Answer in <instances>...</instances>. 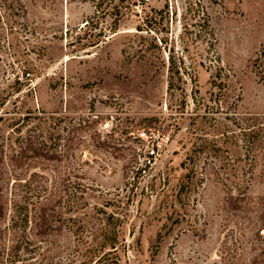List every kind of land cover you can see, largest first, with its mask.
Returning a JSON list of instances; mask_svg holds the SVG:
<instances>
[{
	"label": "rangeland",
	"instance_id": "374dc122",
	"mask_svg": "<svg viewBox=\"0 0 264 264\" xmlns=\"http://www.w3.org/2000/svg\"><path fill=\"white\" fill-rule=\"evenodd\" d=\"M17 1L11 15L0 0V142L31 116L23 136L52 117L59 143L13 168L22 184L3 176L0 264H98L103 238L118 249L100 264H264V143L248 151L231 116L264 118V0L210 7L214 51L199 45L195 83L181 67L172 91L164 47L181 50L184 0ZM165 4L176 15L145 27Z\"/></svg>",
	"mask_w": 264,
	"mask_h": 264
},
{
	"label": "trees",
	"instance_id": "16d2710c",
	"mask_svg": "<svg viewBox=\"0 0 264 264\" xmlns=\"http://www.w3.org/2000/svg\"><path fill=\"white\" fill-rule=\"evenodd\" d=\"M220 0H184V11L183 15H181V20L183 21L181 29V35L178 36V41L180 43V49L175 51L174 49L168 48L166 45L164 50L167 54V69L169 73V81H168V90L172 91L174 88V77H177L179 81L182 80L181 74L179 72L180 68L183 69V74H187L191 83H195L194 76V67L196 65H201V63H196V59L194 57L195 50L199 45H204L206 50L214 51V46L217 42L215 32L213 27L211 26V19L209 8L218 5ZM5 1L4 3H6ZM16 4L20 5V7H16L10 2L7 5V9L4 7L5 11H8L9 14L16 15L20 11H22L21 4L16 0ZM143 4V1H142ZM175 16V12L168 11V4L158 11H153L152 14L145 16V27L150 28L153 26H158L165 18L171 19L172 16ZM156 17H159L157 21ZM118 21H115L113 28L111 29L115 33L117 28ZM147 34H157L154 30L148 29L145 31ZM167 40L162 38L153 39L149 47H147V51L151 49H159V45L166 44ZM205 50V51H206ZM207 52V53H208ZM200 55V54H199ZM197 56V55H195ZM201 56V55H200ZM207 58V57H206ZM186 62H189L186 64ZM221 70V69H220ZM220 85H222L220 83ZM234 117L235 124L239 127L242 132L243 142L247 145V150L251 151L254 148L255 142L264 143V118L258 116H250L247 114L239 115L232 114ZM31 116H24L22 119H17V121H13L10 126H16L17 128L10 130L8 135L11 133L9 137L6 138V141L9 142L10 138L12 139V134L17 135L13 141L9 143L4 142L3 140L0 142V218L4 216L5 203L3 202V184L5 183L6 177H16L14 179L13 184H22L21 179H18L20 175H16L13 168L16 170L22 169L24 166L27 168L26 162H28L29 153L36 156H43L48 158L53 157L56 154L58 143H59V135L58 132V120L56 118L48 117V118H34L37 120L36 126L30 128L26 135L23 136L20 131V127L25 123L27 125H31L32 122H29L32 118ZM261 120V121H260ZM5 119L0 116V123H3ZM48 121V122H47ZM25 124V125H26ZM257 129V132L254 131ZM9 140V141H8ZM31 158V157H30ZM6 167V169H5ZM35 175V174H34ZM39 176V175H38ZM35 175V177H38ZM35 179V178H34ZM34 181V180H33ZM19 182V183H17ZM28 181H25L21 187L24 189L29 188ZM249 185V181L240 179L236 185V189L238 192H243L245 188ZM25 196L17 197V201H15L14 209H15V217L12 219L13 225H20L23 222H27L28 217L27 213H24L28 210V205H26ZM105 239V240H104ZM103 238L100 242L94 245V253H100L108 247L109 251L105 252L101 257L98 258L96 263L100 264L101 261L106 256V253L110 254L112 252L117 251V242L116 239ZM112 251V252H111Z\"/></svg>",
	"mask_w": 264,
	"mask_h": 264
},
{
	"label": "built area",
	"instance_id": "2783aa9c",
	"mask_svg": "<svg viewBox=\"0 0 264 264\" xmlns=\"http://www.w3.org/2000/svg\"><path fill=\"white\" fill-rule=\"evenodd\" d=\"M160 145H156L155 147L153 146V147H151L150 149H149V151L147 152V154H146V156H145V158H144V161H143V167H142V169H141V171L142 172H145V169L146 168H149L150 167V165H152V162H153V160L155 159V157L157 156V154H158V147H159Z\"/></svg>",
	"mask_w": 264,
	"mask_h": 264
}]
</instances>
